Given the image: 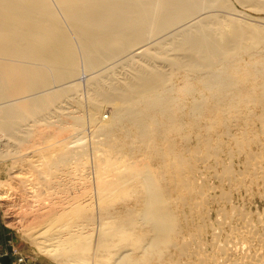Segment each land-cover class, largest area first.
Wrapping results in <instances>:
<instances>
[{
  "label": "bare ground",
  "instance_id": "1",
  "mask_svg": "<svg viewBox=\"0 0 264 264\" xmlns=\"http://www.w3.org/2000/svg\"><path fill=\"white\" fill-rule=\"evenodd\" d=\"M238 1L264 12V0ZM213 11L226 14L233 8L226 0H0V159L11 158L13 148H18L20 141L28 143V139L42 140L41 145L48 148L45 150H52L50 159L44 160L49 163L37 165L47 164L46 171L42 170L51 178L48 190H44L43 200L48 204L36 202L40 221L33 225L46 229L35 235L36 245L43 254H49L54 264H88L91 256L96 263L103 259L100 264H264V218L255 223L243 209L230 204L227 192L216 198L213 190H195V184L206 180L204 170L197 166L210 161L218 165L221 162L217 158L192 154L187 166L171 165L176 176L171 182L175 198L156 190L164 175L146 164L114 163L104 155L106 150L101 154L104 158L95 156V165L88 174L89 165L79 163L86 160L84 126L88 123L93 127L92 135L105 137L104 142L93 144L106 146V140H110L109 150L116 148L110 138L120 129L128 135L135 128L138 141L143 142L152 134L159 136L167 125L169 130L216 123L218 112L228 103L218 78L225 75L231 85L241 83L230 70L231 44H261L264 28L225 14L216 16ZM119 63V70H113ZM80 66L100 75L93 72L97 79L93 75L94 80L88 79L90 95L85 117L74 116L85 111L83 99L77 96L79 82L75 83ZM179 78L182 87L175 86ZM231 97L234 103L237 96ZM107 109L113 112L108 122L101 117ZM207 109L210 116L201 122ZM259 118L264 122V116ZM61 161H66V170H57ZM26 162L38 163L31 157ZM54 168L57 171L51 172ZM245 173L254 179L264 177V153L254 155ZM15 176L13 180L19 178ZM90 176L94 190L76 191L70 188L77 183L70 182L71 187L65 183V179L74 178L88 184ZM226 180L241 183L242 178L228 176ZM126 182L141 189L138 209L127 212L131 220L122 229L109 227L100 218L93 237L94 219L82 218V213L93 208L95 199L103 202L109 190H117ZM227 204L231 205L228 210ZM214 205L219 208L211 223L209 214ZM106 217L110 219L111 215ZM62 219H67V230L60 232L54 227L53 233L52 224ZM208 230L209 245L203 240ZM77 250L87 252L91 260L68 261L61 257V251L67 254Z\"/></svg>",
  "mask_w": 264,
  "mask_h": 264
},
{
  "label": "rangeland",
  "instance_id": "2",
  "mask_svg": "<svg viewBox=\"0 0 264 264\" xmlns=\"http://www.w3.org/2000/svg\"><path fill=\"white\" fill-rule=\"evenodd\" d=\"M226 2L228 3L229 6L233 8L234 12L232 11L225 14V12L223 13L222 11L221 12L213 11L211 13L215 14L216 16L220 15L221 17L225 14L224 15L225 17L230 16L232 19L236 18L239 21L242 22L246 21V23L249 22V24L252 25H255L257 23V26L259 25V27L264 28L263 11L258 12L256 10H253V8L250 9L249 7H246L247 6L246 4L245 5L239 4L240 2L238 0H226ZM220 19L222 20L223 18ZM256 20H258L259 22ZM260 22H262V25ZM261 33L264 36V30L261 31ZM246 43L247 41H245L244 44L242 42L240 44L232 43L230 46L231 49L230 52L232 54L230 55L231 59H229L230 70L233 73H235V77L238 80H240L241 83L240 85H231L229 82V77L225 75L220 76L218 78L219 81L218 83H222L224 85L221 94L228 101V103L227 105L221 107V110L218 112L216 123H213L212 125H208V126H202L199 128H193L191 125L190 126L186 125L182 128L175 126L176 128L172 127L170 128L171 130L170 129L167 130V128H169L167 125V128L164 127L166 130L164 131L162 130L163 132L161 131L162 132L161 134L158 133L159 136L157 135L155 136L154 134H152L150 139H148L149 141L143 140V142L140 141L141 139L138 141L140 136L139 134L136 135L137 131L135 132L134 131L135 128L131 126L134 129L128 132V135H124L122 129L114 133V135L110 139H112V142H114L113 144H115L116 148L114 150H109L108 142L110 143V145L112 144L110 140H106V146L93 144V143H100V140L102 143V141L105 140V137L103 136L99 137V135L98 136L92 135L94 134V132L92 133L93 127H90L91 125H88L89 123L86 122V124L87 123L88 124L84 126V131L86 133L85 137L87 136L84 139L86 140L84 144L86 145L85 147L86 149L85 148L84 149L88 151V152L86 151L88 155H86L85 152L86 158L85 157L84 158L86 160L83 159L79 163H81L82 165L83 164L89 165L86 166L90 168V169L88 168L87 174L89 172H92L93 170L92 169L93 165H95L94 159H97L96 157L98 155H99L98 157H101V154L102 153L104 154L106 150V153L104 155H106L107 158L111 157L114 163H124L125 165L128 164L129 166L146 164L155 173L157 174L161 173L162 176L164 175V178H162V183L156 186L157 187L156 190H160V192L166 197L175 198V192L171 191V190H175L171 187L172 185L171 182H174V179L176 178L175 173L172 171L173 166L176 165L187 166L190 163L189 158L192 156V154H200L207 156L209 155L211 157L217 158L221 163L217 165L215 164V162L210 161L207 164H205V166L203 165L197 166L200 171L203 172L204 170L203 173L205 174L203 175L206 176L205 177L206 180H204L205 182L204 181H200V183L198 182L197 185L195 184V190H213L211 192L212 194H214L216 198L220 196V193L227 192L230 194L231 197L229 201L230 204L232 206L238 207L239 209H243V212L248 214V216H250L255 223L256 221H258L260 217L264 218V177L254 179L253 176L245 173L246 167L254 161V155L258 153H264V122L260 121L261 119L259 118V116L261 115L264 116V41L261 44H256L253 46H250L248 43L247 44ZM120 65L121 63H119L117 67L113 68V70H119ZM80 67L81 68L79 69L78 76L75 79V80L78 79V81H75V83L79 82L77 83L80 86L78 88L79 92H77L78 93L77 96L78 98L83 99L81 101L85 105L83 108L85 111L82 109L84 113L79 111V113L74 114V116L85 117L87 112L86 104L90 95L89 94L90 88L88 86L89 84L87 85L88 79L90 81L91 78L92 81L95 78L97 79V76L100 75L99 74L97 75L93 71L97 75L95 76V74H92L93 73L92 71L86 72L87 70L85 68L84 70L82 66ZM253 70L257 71V74L255 75L250 74V72H252ZM91 76L92 77L95 76V78H92ZM180 80L181 82L177 84L178 81ZM174 82H176L175 83L176 87L183 86V80L181 78L175 80ZM205 95L206 96L208 95V97L211 96L210 94H208V92H206ZM231 96H237V98H234L235 100L234 103L231 102L232 101ZM183 97L184 98L182 99L187 101L188 103L189 99L187 98L185 99L186 96ZM111 112H112L111 109L102 111L101 114L102 120L108 122V120L111 119L110 117ZM209 113L210 111L208 109L205 110L200 118V121L202 122L206 120V118L210 116ZM183 114L185 116L182 115V117L185 118L187 114L186 111ZM232 116H235L236 118L232 119L231 118ZM184 118H182L183 121L184 120L186 121V118L185 119ZM159 121H161V123L166 124V120L164 119L160 120L159 118ZM68 123L69 125L67 126H71L72 123L70 122ZM163 134H165L166 136ZM163 136L165 137V139ZM92 138H94V140ZM28 140L27 142L30 145L26 143V141L24 140L23 142H25L24 143L25 146L22 143V141H20L21 142L20 145L23 147L19 145L20 142L19 143L17 142L19 145L18 148L15 146L13 148L14 153L12 152L11 153L12 156H10L11 158H8L11 160L7 159L6 161H2L4 159H0V186H1L0 188V260L3 257L8 256L10 259V264H54L49 254H43L42 250H39L38 246L36 245L35 235L37 236L43 233L46 229L45 230L43 229L44 230L43 231L41 230L42 227L34 228L33 225L34 221L36 222L40 221L38 218L39 216L37 217V214H39L40 212L37 213L38 208L36 207L37 205L36 202L37 201L41 202L42 206L48 204V201L43 200L45 198L44 190H48V186H49L48 182H50L49 179L51 178V176H49L48 178V175L45 174L44 172V170L48 167L47 164H46L47 166L46 165L44 166L45 168L43 166L40 167L37 165L38 164L41 165V163L42 165H44L43 163H45L48 160L52 150L46 151L45 149L48 148H46L43 144H42L43 145V149H42L41 148L42 147L41 143L43 142L42 140L41 141L39 140L40 142L37 140V138L34 139V141L31 139H30L31 141ZM32 141L34 142L35 146L33 145ZM245 142L249 144L248 146L243 147L242 143ZM38 145L40 146V148ZM45 145L47 146V144ZM93 146L96 148L99 147L100 148L99 150L95 151L96 148L94 149ZM104 146L106 147V149L104 148ZM28 147L30 148L28 149ZM18 150L19 151L21 150L20 153ZM43 150L45 151L42 152ZM15 151H17L19 154ZM158 153L160 155H158ZM22 154H24L26 157L23 155L24 158L22 157V159H19V157H21ZM30 157L32 161L33 160L38 161V163L33 162V165L32 163L29 162L27 163L26 161L30 159ZM101 158H104V156ZM20 160L21 161L26 160V161L21 162ZM44 160L46 161L44 162ZM173 162L176 164L174 165ZM28 164L30 165L29 168L27 167L29 166ZM191 164L196 165L195 163H191ZM12 165L15 167H13ZM20 167L22 171L20 170ZM55 168L52 169L51 172L53 170L54 172L57 170L62 171V169L68 167L66 161H61L58 169L56 170ZM71 168H73V165ZM12 176L15 177L19 176V178L17 177L18 178L17 179L13 177L14 178L13 180ZM228 176L241 177L242 181H240L241 183L228 181L226 180ZM22 177L24 179H22ZM20 178L22 179V181H20L21 180ZM23 180L24 181L26 180L25 184ZM65 180H66L65 183H67L68 187H71L70 186L71 183L73 184L77 183V185H75L74 187L72 186L73 188L72 187L70 188L72 190L79 191L85 188L84 190L90 191L95 189V187H93L94 183H92L94 182V180H92L91 176L86 180L89 181V183L91 182L90 184L89 183L87 184L86 182L84 183L83 181H79L74 178L68 180L65 179ZM79 183L81 184L83 183L82 184L83 187H81ZM181 183L183 184V181H181ZM5 184H8V186L6 185L5 187L4 186ZM85 184L87 185L86 186L87 188L84 186ZM67 186L63 187L62 189L65 188L64 190H66ZM35 190L37 191V193ZM140 190L141 189L139 187L133 186L130 182H126L123 185L119 186L117 190L114 191L109 190V192L106 193V198L103 200V202L99 203L95 199L92 202V205H94L93 208L82 213L83 215L82 218L91 216V218L94 219L92 223V228H95L96 231H93L95 232V234H93L92 232L93 237H96V234L99 230L97 222L98 220L100 222V218L104 219V222L108 223L109 227H116L122 229L124 227L123 224L131 220L130 216H126L127 212L130 209L133 210L138 209L137 207L138 202L141 201L142 199L141 198L142 193L140 192ZM35 196H37L39 200L38 199L36 200ZM99 204L101 210L99 209ZM230 204L229 205L227 204L225 206L226 210L230 208L231 206ZM218 208L219 206L217 205L213 206L212 211L209 214V222L211 223L215 222L214 220L217 218L216 211L218 210ZM97 213L98 215L100 214V216H98ZM107 215H111L110 219L106 217ZM67 224H68L67 219H62L57 223H53L52 224L53 233H55L54 227L57 230H60V232H65L67 230L66 229ZM51 232H48L46 234L47 237L50 235ZM207 233L204 234L203 240L205 243L207 241L206 244L209 245L211 244V237L209 235L210 230H208ZM46 235L44 238H47ZM8 237H10L9 242H7ZM9 248L11 249L10 253H8ZM59 252L60 251H58L57 253ZM66 252L67 251L64 252L61 251V253H63L61 257H64L68 261H78V260L90 261L92 259L90 261L91 264L92 263L100 264L101 261L104 262V260L101 258L100 255H99L100 256L99 259L102 260L101 261L98 260V262L96 263L97 259L95 261V258H93V256L91 255H88L87 252L81 253L79 250L72 251L67 254ZM82 264H87V263L85 262Z\"/></svg>",
  "mask_w": 264,
  "mask_h": 264
},
{
  "label": "water",
  "instance_id": "3",
  "mask_svg": "<svg viewBox=\"0 0 264 264\" xmlns=\"http://www.w3.org/2000/svg\"><path fill=\"white\" fill-rule=\"evenodd\" d=\"M9 241H10V237L7 238V242H9ZM10 252H11V249L9 248V249H8V253H10ZM0 263H1V264H10V259H9V257H8V256L3 257V258L0 260Z\"/></svg>",
  "mask_w": 264,
  "mask_h": 264
}]
</instances>
